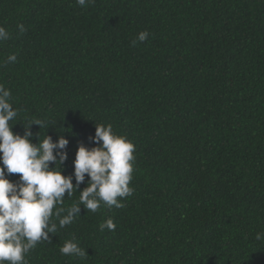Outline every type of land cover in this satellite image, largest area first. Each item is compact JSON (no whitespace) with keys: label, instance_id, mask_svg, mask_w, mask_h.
Masks as SVG:
<instances>
[{"label":"trees","instance_id":"trees-1","mask_svg":"<svg viewBox=\"0 0 264 264\" xmlns=\"http://www.w3.org/2000/svg\"><path fill=\"white\" fill-rule=\"evenodd\" d=\"M0 25L15 133L68 138L65 175L96 123L135 144L124 207L81 205L29 264H264V0H0ZM72 236L86 258L60 253Z\"/></svg>","mask_w":264,"mask_h":264},{"label":"clouds","instance_id":"clouds-1","mask_svg":"<svg viewBox=\"0 0 264 264\" xmlns=\"http://www.w3.org/2000/svg\"><path fill=\"white\" fill-rule=\"evenodd\" d=\"M81 7H87L94 0H76ZM26 31L23 24L18 25ZM150 33H138L132 46L145 42ZM10 38L9 31L0 25V42ZM16 54L7 57L6 63H14ZM11 90L0 84V264H29L28 254L38 243L51 242L50 234L58 228L72 224L80 215L81 205L88 212H97L101 206L122 208L125 197L134 193L133 180L135 144L126 135L114 132L109 124H97L93 137L96 146L89 148L80 143L73 161L74 173L65 175L63 165L68 159V138L61 135L53 140L50 135L33 143V124L45 127V121L33 119L25 124L21 135L12 128L18 116L13 107ZM54 166H51L53 165ZM7 174H19L14 182ZM89 177L87 186L79 191L77 202L66 210L65 194L71 197ZM75 179V184L73 183ZM66 211V214L62 215ZM55 218V219H53ZM58 221V224L57 222ZM100 231H115L112 218L101 222ZM256 240H264V234L257 233ZM65 256L86 258L87 251L79 246L75 236L60 247Z\"/></svg>","mask_w":264,"mask_h":264}]
</instances>
